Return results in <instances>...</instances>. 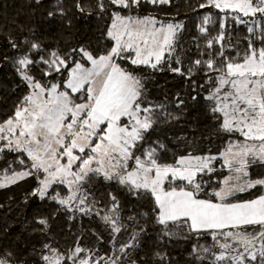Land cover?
<instances>
[{
	"label": "snow or ice",
	"instance_id": "obj_1",
	"mask_svg": "<svg viewBox=\"0 0 264 264\" xmlns=\"http://www.w3.org/2000/svg\"><path fill=\"white\" fill-rule=\"evenodd\" d=\"M48 3V28L97 27L0 44L21 89L0 117V189L27 184L34 209L0 264H264V0H198L192 30L159 15L174 0ZM189 119L207 135L170 147L165 128ZM61 215L102 230L53 231Z\"/></svg>",
	"mask_w": 264,
	"mask_h": 264
},
{
	"label": "trees",
	"instance_id": "obj_2",
	"mask_svg": "<svg viewBox=\"0 0 264 264\" xmlns=\"http://www.w3.org/2000/svg\"><path fill=\"white\" fill-rule=\"evenodd\" d=\"M67 6L72 7V0H66ZM198 0H174L177 7L165 6L163 11H159L161 17H165V13L169 16L175 15L176 19H183L187 24V28L192 30L195 24V13L192 12L189 5L195 6ZM49 7L48 0H44L43 8H36L34 0H0V44H3V38L7 37L10 32L18 31L21 26L28 28L40 26L41 36L49 42L55 43L63 34L64 40H71L72 34H75L79 39H88L94 35L97 27V21L93 18L91 21H86L78 15L73 20L72 29L66 30L65 25H62L57 20L54 26L48 28L46 22L41 21V13L45 8ZM74 11V9H73ZM178 14V15H177ZM27 35V32L24 33ZM185 41L190 40V35L185 32ZM74 42V41H73ZM160 82L163 83L164 77H160ZM18 83V79L14 77L13 70L10 65H0V117L6 116L11 110V107L17 97L21 94V89L13 92V88ZM153 95H158L157 90L153 89ZM207 135V131L203 121L194 124L191 119L188 122H182L171 128H165L161 138L169 142L170 147H175L172 143L173 138L184 136L187 138H198L201 134ZM107 189L100 188L98 195H102ZM34 209L26 207L23 203V194L12 203L0 201V243H9L16 239L22 227L21 221L30 218ZM51 211V209H48ZM80 227L85 229L89 227L102 230L98 222L90 223L87 218L82 222H68L64 216L53 223V231L63 230L68 233L71 229L75 233ZM7 230L8 235L5 236L4 230ZM151 244V241H148Z\"/></svg>",
	"mask_w": 264,
	"mask_h": 264
},
{
	"label": "rangeland",
	"instance_id": "obj_3",
	"mask_svg": "<svg viewBox=\"0 0 264 264\" xmlns=\"http://www.w3.org/2000/svg\"><path fill=\"white\" fill-rule=\"evenodd\" d=\"M27 187V184L21 183L19 186L0 189V201H7L8 203H12L14 200L18 199L22 194H24V190Z\"/></svg>",
	"mask_w": 264,
	"mask_h": 264
}]
</instances>
